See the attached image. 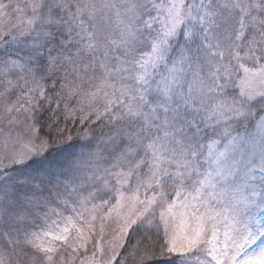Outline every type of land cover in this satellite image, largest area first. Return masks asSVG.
I'll list each match as a JSON object with an SVG mask.
<instances>
[{
  "label": "snow or ice",
  "instance_id": "1",
  "mask_svg": "<svg viewBox=\"0 0 264 264\" xmlns=\"http://www.w3.org/2000/svg\"><path fill=\"white\" fill-rule=\"evenodd\" d=\"M0 264H264V0H0Z\"/></svg>",
  "mask_w": 264,
  "mask_h": 264
}]
</instances>
